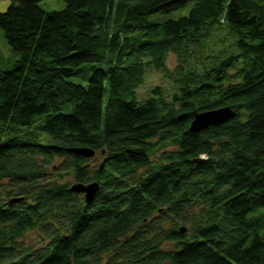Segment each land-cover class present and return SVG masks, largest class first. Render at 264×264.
I'll return each mask as SVG.
<instances>
[{
  "label": "trees",
  "instance_id": "trees-1",
  "mask_svg": "<svg viewBox=\"0 0 264 264\" xmlns=\"http://www.w3.org/2000/svg\"><path fill=\"white\" fill-rule=\"evenodd\" d=\"M39 1L0 10V264H264V0ZM148 66L170 90L139 97Z\"/></svg>",
  "mask_w": 264,
  "mask_h": 264
},
{
  "label": "rangeland",
  "instance_id": "rangeland-1",
  "mask_svg": "<svg viewBox=\"0 0 264 264\" xmlns=\"http://www.w3.org/2000/svg\"><path fill=\"white\" fill-rule=\"evenodd\" d=\"M193 0L187 1L185 4L178 6L176 8H173L169 11H161V12H154L149 15H147V20L150 21H163L167 18H176L181 14L188 13L189 9L193 5ZM66 2L64 0H40L39 5L45 9V10H52V9H61L65 6ZM16 55L15 51L11 48V46L8 44L6 36L4 34V30L0 28V62L3 61H9L13 58V56ZM167 64L169 67L173 68L176 65L177 62V56L173 52H170L167 56ZM171 83L172 81L163 76L160 71L155 70L152 66H148L146 69V76L143 83L140 84L138 87V95L139 97L148 96L150 93V89L154 85H162L167 90L171 89ZM100 160L99 155L96 154L94 157L90 159L92 163L98 162ZM66 182H72L73 178L71 175L65 176ZM5 184H0V193L5 192ZM177 221H181L179 216L177 215ZM169 224L166 223L165 226H168ZM22 241L28 243V244H34L36 246L42 245L47 241V237L45 234H43L41 231L37 229H33L26 233Z\"/></svg>",
  "mask_w": 264,
  "mask_h": 264
},
{
  "label": "water",
  "instance_id": "water-1",
  "mask_svg": "<svg viewBox=\"0 0 264 264\" xmlns=\"http://www.w3.org/2000/svg\"><path fill=\"white\" fill-rule=\"evenodd\" d=\"M236 114V111L230 105H224L216 107L213 109H208L204 111L192 110L180 114L179 118L191 117L190 130L198 131L205 128L211 124L223 123L229 120ZM70 151L77 154L90 157L94 155L95 150L90 147H70ZM99 188V183L97 181H92L87 184L76 182L71 184L70 189L77 192H83L87 201H89ZM21 197H14L11 201L19 200ZM184 230V228H182Z\"/></svg>",
  "mask_w": 264,
  "mask_h": 264
},
{
  "label": "crops",
  "instance_id": "crops-1",
  "mask_svg": "<svg viewBox=\"0 0 264 264\" xmlns=\"http://www.w3.org/2000/svg\"><path fill=\"white\" fill-rule=\"evenodd\" d=\"M10 4V0H0V10H4Z\"/></svg>",
  "mask_w": 264,
  "mask_h": 264
}]
</instances>
